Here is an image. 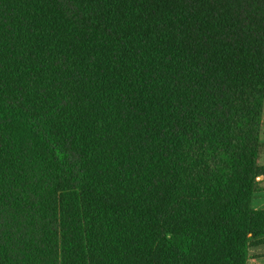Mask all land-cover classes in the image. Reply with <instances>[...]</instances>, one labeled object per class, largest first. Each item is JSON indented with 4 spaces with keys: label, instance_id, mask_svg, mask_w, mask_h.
I'll return each mask as SVG.
<instances>
[{
    "label": "trees",
    "instance_id": "1",
    "mask_svg": "<svg viewBox=\"0 0 264 264\" xmlns=\"http://www.w3.org/2000/svg\"><path fill=\"white\" fill-rule=\"evenodd\" d=\"M263 109L264 0H0V264H247Z\"/></svg>",
    "mask_w": 264,
    "mask_h": 264
},
{
    "label": "crops",
    "instance_id": "2",
    "mask_svg": "<svg viewBox=\"0 0 264 264\" xmlns=\"http://www.w3.org/2000/svg\"><path fill=\"white\" fill-rule=\"evenodd\" d=\"M260 162L261 164H264V151L261 155ZM258 180L259 190L254 195L253 206L257 209L264 210V174L259 176ZM247 264H264V237L257 238L252 244L249 250V259Z\"/></svg>",
    "mask_w": 264,
    "mask_h": 264
},
{
    "label": "rangeland",
    "instance_id": "3",
    "mask_svg": "<svg viewBox=\"0 0 264 264\" xmlns=\"http://www.w3.org/2000/svg\"><path fill=\"white\" fill-rule=\"evenodd\" d=\"M262 118H263V127H262L263 131H262V134H261V140L264 142V109H263ZM262 159H263V157H262Z\"/></svg>",
    "mask_w": 264,
    "mask_h": 264
}]
</instances>
